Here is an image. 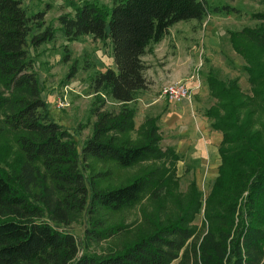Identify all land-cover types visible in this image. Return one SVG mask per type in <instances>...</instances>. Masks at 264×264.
Here are the masks:
<instances>
[{"label":"trees","instance_id":"16d2710c","mask_svg":"<svg viewBox=\"0 0 264 264\" xmlns=\"http://www.w3.org/2000/svg\"><path fill=\"white\" fill-rule=\"evenodd\" d=\"M108 1L110 6L100 0L69 1L72 12L56 17L66 39L84 34L107 38L113 63L93 74L91 86L117 102L119 109L111 113L94 107L91 133L77 149L70 132L48 115L28 58V47L54 38L55 28L44 22L48 4L29 12L20 0H0V144L10 136L18 149L17 161L11 165L3 158L5 146L0 145V264H169L180 251L177 264H260L264 256V143L248 130L246 122L237 123L236 109L241 104L236 100L235 79L224 83L212 73L206 77L207 89L219 101L223 115L204 112L217 118L209 126L221 137L216 175L205 198L209 224L200 239L193 241L190 217L185 215L157 224L121 250L77 254L73 235L42 219L58 216V208L48 209V186L43 185L37 197L31 193L30 186L40 172L48 174L50 186H65L64 201H69L67 196L78 200L89 221L85 233L90 241L107 238L116 230L106 223L107 213L133 207L146 193L159 196L166 179L157 168L123 183L102 186L110 169L93 172L91 165L86 176L79 164L94 160L126 168L164 154L176 157L170 148L164 152L157 144V116L146 119L138 140L128 136L135 129V112L128 104L146 86L141 57L146 46L158 42L176 22L235 10L226 4L209 6L205 0ZM252 16L264 23V11ZM229 37L264 51V25L241 28ZM72 72L71 67L66 79Z\"/></svg>","mask_w":264,"mask_h":264},{"label":"rangeland","instance_id":"374dc122","mask_svg":"<svg viewBox=\"0 0 264 264\" xmlns=\"http://www.w3.org/2000/svg\"><path fill=\"white\" fill-rule=\"evenodd\" d=\"M69 1L78 2L20 0L29 12L43 9L48 4L44 22L55 28L54 38L35 48L28 47V58L39 79L41 98L47 104L48 115L70 132L79 149L82 141L91 133L95 119L93 108L101 106V110L116 113L119 104L91 86L94 73L113 67L109 40L94 39L86 34L69 40L58 29L56 17L72 12ZM100 1L110 6L108 0ZM205 2L209 6L226 4L235 10L229 13L210 12L199 21H178L168 28L158 42H150L141 57L146 86L128 104L135 112V129L128 134L129 138L138 140L146 119L157 116V144L164 152L170 148L176 157L164 154L159 159L142 160L126 168L94 160L81 161L79 164L80 171L86 176L90 173L91 165L93 172L110 169V174L101 181L102 186L123 183L144 170L157 168V173L166 179L159 196L152 198L146 193L133 207L107 213L106 223L115 225L116 230L107 238L90 241L85 233L89 221L78 206V200H73L71 196H67L70 202L62 199L65 186H50L48 174L43 172L37 175L35 183L30 186L31 193L36 194V197L43 185L48 186V192L51 193V196L46 197L50 201L48 209L57 205L58 216L51 219L44 215L42 219L70 232L77 243V254H105L121 250L138 236L150 232L157 224H165L179 216L190 217L188 225L193 229V241L200 239L206 231L209 221L205 217V198L216 175L219 156L217 139L213 144H199L203 140V132L199 131V127L200 121L204 120L205 128L207 124V128L213 130L209 124L217 118L206 116V110L215 112L217 116L223 115L219 101L208 92V73L224 83L235 79L236 100L241 104L236 109L237 123L246 122L248 130L264 143V78L261 77V72H264V51L241 38L229 37L230 32L241 28L252 29L264 25L252 16L264 11V0ZM71 67L73 75L66 79ZM186 80L195 82L187 98L171 102L162 94L165 84ZM63 93L68 106L55 109L54 104ZM214 131L221 137L218 130ZM0 145L5 146V162L13 165L17 161L18 149L12 137L3 139ZM225 146L235 148L237 144ZM180 254L181 251L169 264H177ZM260 264H264V256Z\"/></svg>","mask_w":264,"mask_h":264},{"label":"built area","instance_id":"2783aa9c","mask_svg":"<svg viewBox=\"0 0 264 264\" xmlns=\"http://www.w3.org/2000/svg\"><path fill=\"white\" fill-rule=\"evenodd\" d=\"M191 93L190 87L185 82L173 81L165 84L162 87V94L168 101L177 102L181 99L187 98ZM68 106L65 94L63 93L55 102V109H62Z\"/></svg>","mask_w":264,"mask_h":264},{"label":"crops","instance_id":"0c3cea01","mask_svg":"<svg viewBox=\"0 0 264 264\" xmlns=\"http://www.w3.org/2000/svg\"><path fill=\"white\" fill-rule=\"evenodd\" d=\"M187 81V80H186ZM185 84L190 87V89H194V84L195 82H190V81H187L185 82ZM192 91V90H191ZM172 102V101H171ZM201 125L199 127V131L201 130L203 132V140L201 143L199 144H213L214 143V140H216V144L219 143L220 141V135H217V133L214 131V130H209L207 128V124H206V128H205V122L204 120L200 121Z\"/></svg>","mask_w":264,"mask_h":264}]
</instances>
